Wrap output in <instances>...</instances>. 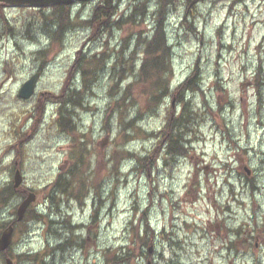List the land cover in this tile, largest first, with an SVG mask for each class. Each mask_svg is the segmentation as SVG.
<instances>
[{
    "label": "rangeland",
    "instance_id": "obj_1",
    "mask_svg": "<svg viewBox=\"0 0 264 264\" xmlns=\"http://www.w3.org/2000/svg\"><path fill=\"white\" fill-rule=\"evenodd\" d=\"M95 4L75 5L57 41L51 8L0 16V187L19 170L20 189L50 217L17 228L13 259L46 252V264H107L128 252L120 264H264V0H112L114 16L92 35L80 23ZM160 19L169 88L156 108L141 85L120 106ZM70 69L77 135L57 131L54 97ZM36 73L34 95L18 98ZM189 78L195 89L176 92ZM180 99L194 120L189 151L175 158L162 132ZM59 177L68 186L50 204ZM20 201L0 208V223Z\"/></svg>",
    "mask_w": 264,
    "mask_h": 264
},
{
    "label": "trees",
    "instance_id": "obj_2",
    "mask_svg": "<svg viewBox=\"0 0 264 264\" xmlns=\"http://www.w3.org/2000/svg\"><path fill=\"white\" fill-rule=\"evenodd\" d=\"M162 2H165L164 0H161ZM111 0L106 1L104 4L99 5L97 8H95V11L93 13V18L87 22V26H90L91 34L95 35L98 31L101 29H104L108 26L109 18L112 15V9H111ZM52 15L55 16L58 20V28H55L54 30H49V32L55 37V41L58 40L59 37L64 33V30L66 29L68 22H69V9L68 7L64 6H52L51 7ZM0 16H2V5H0ZM163 21L160 19L158 21L157 27L155 29V32L148 42V46H146L145 49V59L140 60V67L135 73L136 78L133 82H131L121 93L120 102L117 103L116 108H119L124 105V103L128 100H130L133 96V88L142 86L145 87V90L142 91V94L147 99H151V103H153L152 107L150 108H156L158 107V104L160 103L163 96L166 94L169 85H168V78L171 73V60L169 57V47L167 46V42L165 40L164 31H163ZM83 24V23H81ZM117 24V23H116ZM56 30V31H55ZM62 41V40H61ZM60 41V42H61ZM123 52V50H121ZM40 53V52H39ZM80 60L79 56L76 61V64H78V61ZM132 60V59H131ZM103 60L100 59L99 63H102ZM123 62V61H121ZM125 63V62H124ZM97 64V61L95 62ZM74 65H72L73 69ZM71 69L68 71L64 85L60 90V93L56 95L54 98H56L57 105H58V129L57 131L59 133H63L66 135H77V132L75 130V123L73 122L72 118L69 116L67 106L70 104L76 103L75 100H72V98L79 97V92H77L75 89L70 90L69 80L71 79ZM85 74H83V81L84 86L85 85ZM191 80L187 79L177 90L178 92L181 89H195V87H192ZM75 88V87H74ZM181 103V111L179 112L178 116L174 119V123H170V117L168 118L167 127H165V130L162 132V141H165L164 148L165 153L167 155H171V157L176 156H182L185 155L187 151H189L188 146H186L187 142L183 140L185 133L191 130L192 122L194 120V113L193 108L189 104V102L184 103L182 99H180ZM120 104V106H119ZM77 106L80 105L77 103ZM125 106V105H124ZM132 124V121L131 123ZM129 156V155H127ZM146 160V159H145ZM74 170H72L70 173H73ZM65 184V185H63ZM68 184L66 182L60 181V177L57 179V181L53 184H51L48 188L49 190V198L48 201L50 204L56 200V197L58 194L62 195L63 193H60L63 191H66ZM29 192V190H15L12 187V184L7 187H0V208H6L8 204L15 198H23L26 196V194ZM5 210V209H3ZM48 217H44L42 214H38L37 211L30 209L25 217V222L29 219L36 220V221H45ZM31 220V221H32ZM51 221V220H50ZM5 223H0V230L3 228ZM21 225V224H20ZM20 225L18 227H20ZM53 225V224H51ZM17 227V228H18ZM70 230H75L76 227H69ZM68 241H64V244L58 245L56 248L51 249V252L54 250H63L65 247L69 246L67 243ZM47 248H51L47 247ZM127 252V251H126ZM122 258H115L111 262H108L107 264H120L123 262H129L130 260V254L127 252L125 254H122ZM23 256V257H22ZM21 257V258H20ZM48 255L45 253L41 254H35V255H17L15 261L17 264H20V261L25 260L26 262L32 261L38 264H46L45 261L47 259ZM122 259V260H121ZM122 261V262H121Z\"/></svg>",
    "mask_w": 264,
    "mask_h": 264
},
{
    "label": "water",
    "instance_id": "obj_3",
    "mask_svg": "<svg viewBox=\"0 0 264 264\" xmlns=\"http://www.w3.org/2000/svg\"><path fill=\"white\" fill-rule=\"evenodd\" d=\"M74 1H84V0H0V3L11 6V7H31V8H40L48 7L55 4H71ZM39 74L36 73L32 75L27 81H25L20 87L17 96L22 100L30 99L34 92L37 84ZM246 169V168H245ZM247 174H249L246 169ZM22 182V177L20 172L17 170L14 175V188H18ZM35 200L34 194L30 193L28 196L20 203L17 208V221L23 219L24 213L26 212L29 205ZM13 225H9L0 233V253H3L8 250L12 243L13 235ZM5 264H12V261L9 258L5 259Z\"/></svg>",
    "mask_w": 264,
    "mask_h": 264
},
{
    "label": "bare ground",
    "instance_id": "obj_4",
    "mask_svg": "<svg viewBox=\"0 0 264 264\" xmlns=\"http://www.w3.org/2000/svg\"><path fill=\"white\" fill-rule=\"evenodd\" d=\"M139 14H140V16L142 15L143 17L146 16L145 11H141ZM95 39H96V38H95ZM165 39H166V38H165ZM52 41H53V40H52ZM166 42H167V39H166ZM50 43L53 44V42H50ZM97 45H98V44H97ZM87 46H88V45H87ZM84 47H85V46H84ZM84 47H83V48H84ZM82 50H83V49H82ZM125 52H126V51H125ZM81 53H82V52H81ZM85 53H86V52H85ZM81 55H82V54H81ZM118 57H119V56H118ZM83 58H84V56H83ZM87 58H88V56H87L86 59H85L86 61L88 60ZM97 59H98V58H97ZM82 60H83V59H82ZM89 60H93V58H91V59L89 58ZM89 60H88V61H89ZM122 61H123V60H122ZM97 63H98V60H97ZM113 63H114V62H113ZM7 65H8V64H7ZM9 65H10V64H9ZM71 65H72V64H71ZM92 65H93V63H92ZM94 65H95V63H94ZM109 66H111V65H109ZM95 67H96V65H95ZM102 67H103V66H102ZM107 67H108V66H107ZM5 70H6V69H5ZM78 70H79V69H78ZM94 70H95V68H94ZM92 71H93V70H92ZM79 74H80V73H79ZM97 78H98V77H97ZM109 78H111V77H109ZM93 86H94V85H93ZM94 89H95V88H94ZM63 204H64V203H63Z\"/></svg>",
    "mask_w": 264,
    "mask_h": 264
},
{
    "label": "flooded vegetation",
    "instance_id": "obj_5",
    "mask_svg": "<svg viewBox=\"0 0 264 264\" xmlns=\"http://www.w3.org/2000/svg\"><path fill=\"white\" fill-rule=\"evenodd\" d=\"M92 1H94V0H92ZM92 1H89L88 3H91ZM97 1H100V2H106V1H108V0H97ZM83 5V4H82ZM113 16V15H112Z\"/></svg>",
    "mask_w": 264,
    "mask_h": 264
}]
</instances>
